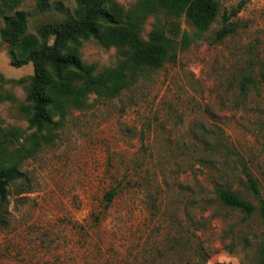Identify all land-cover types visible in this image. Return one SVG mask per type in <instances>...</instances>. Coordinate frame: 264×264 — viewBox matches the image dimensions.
I'll list each match as a JSON object with an SVG mask.
<instances>
[{
  "label": "rangeland",
  "instance_id": "374dc122",
  "mask_svg": "<svg viewBox=\"0 0 264 264\" xmlns=\"http://www.w3.org/2000/svg\"><path fill=\"white\" fill-rule=\"evenodd\" d=\"M9 1L12 10L26 12V33L32 35L75 7V0H48V8L37 12L35 0ZM218 1L217 18L198 34L184 17L175 18L153 0H110L117 23L100 24L103 43L88 38L64 50L95 74L127 57L129 45L121 34L132 23L146 43L156 28L170 36L180 27L190 40L180 42L174 60L127 71L131 84L114 97L90 91L72 73V85L84 92L83 106L74 108L58 97L49 109L56 123L41 130L28 122L32 62L11 64L7 43L0 42V129L9 130L0 141L25 153L31 151L32 134L41 142L20 166L31 191L15 195L12 187L7 207L0 209V264L259 261L264 248V0ZM224 12L238 27L217 40ZM244 75L255 84L240 93ZM57 89L56 83L48 92L58 96ZM247 173L256 180L257 194ZM217 186L238 192L255 210L245 214L223 204ZM110 188L116 195L104 209Z\"/></svg>",
  "mask_w": 264,
  "mask_h": 264
},
{
  "label": "trees",
  "instance_id": "16d2710c",
  "mask_svg": "<svg viewBox=\"0 0 264 264\" xmlns=\"http://www.w3.org/2000/svg\"><path fill=\"white\" fill-rule=\"evenodd\" d=\"M109 1L75 0V7L71 11L42 24L33 35L26 33L28 17L25 11L12 10L9 0L0 3V42L7 43L11 64L19 66L31 61L33 66V72L28 77L25 97L31 110L29 126L37 130L53 126L56 122L49 109L56 104L58 97L74 108L83 106L81 95L84 92L72 85V73L81 76L90 91L97 92L105 98L114 97L131 84L133 75L126 76L127 71L135 73L144 68L161 66L166 60H174L180 42L186 43L190 40L188 32L180 27H177L170 36L156 28L151 32V40L146 43L137 37L135 27L138 24L132 23L130 28L121 34L129 45L127 57L118 65L95 74L93 68L84 65L79 56L64 50L71 43L88 38L103 43L100 24L117 23V18L108 8ZM153 2L156 6L165 8L175 18L184 17L198 34L210 28L220 11L218 0H153ZM241 5L242 2L238 3L236 8H232V15L237 13ZM47 8L48 0H35L34 9L37 12H43ZM222 20V25L215 31L217 40L234 33L238 27V22L230 21L226 12L222 14ZM50 35L51 42L48 40ZM55 82L58 96L48 92L56 85ZM254 84L251 75H244L238 83L240 93H246L249 86ZM7 131L9 130L1 128L0 136H6ZM46 137L44 136L45 139ZM29 139L32 143L29 153L23 152L21 148L9 150L0 141V209L7 207L12 187L15 195L31 191V185L20 166L23 159L31 155L41 142L37 134H32ZM247 176L250 187L257 194L259 190L256 180L248 173ZM215 192L225 205L240 209L245 214H251L255 210L249 200L229 187L217 186ZM115 195V188L105 192L104 209L110 206ZM260 212L264 218V200L261 201ZM0 221H3L1 217ZM259 253L260 258L256 264H264V248H261Z\"/></svg>",
  "mask_w": 264,
  "mask_h": 264
}]
</instances>
